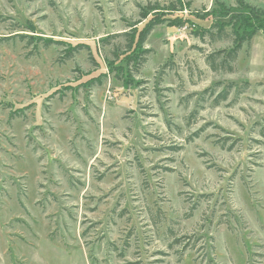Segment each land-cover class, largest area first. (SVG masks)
<instances>
[{"label":"rangeland","instance_id":"374dc122","mask_svg":"<svg viewBox=\"0 0 264 264\" xmlns=\"http://www.w3.org/2000/svg\"><path fill=\"white\" fill-rule=\"evenodd\" d=\"M217 1L0 0V264H264V31L212 71Z\"/></svg>","mask_w":264,"mask_h":264},{"label":"trees","instance_id":"16d2710c","mask_svg":"<svg viewBox=\"0 0 264 264\" xmlns=\"http://www.w3.org/2000/svg\"><path fill=\"white\" fill-rule=\"evenodd\" d=\"M178 3L179 6L170 3V6L161 8L157 3H149L142 7V11L145 10V13L141 12L142 19L146 18L150 12L157 14L159 9L163 10V13L183 10L181 1ZM212 12L219 18L213 19L209 27L203 26L193 29V35L201 40L207 37L211 41L230 38L231 45L228 48L207 53L205 62L214 72H233L234 63L242 46L249 44L258 32L264 31V8L250 4L245 0H236L235 6H226L223 1H217ZM168 20H170L169 17L161 15L159 19L147 21L142 27H138L141 21L131 23L128 25L127 30L111 34L101 40L102 43L108 44L112 38H123L124 45L121 48L117 47L112 50L113 62L117 60L123 64L119 66L120 74L130 75V69L133 72L139 71L151 52V49L144 47L147 37L155 26ZM227 29H230V31H227ZM111 64L114 63L109 62L108 65L111 67ZM226 97L227 93H224L222 99ZM124 264H137V261Z\"/></svg>","mask_w":264,"mask_h":264},{"label":"crops","instance_id":"0c3cea01","mask_svg":"<svg viewBox=\"0 0 264 264\" xmlns=\"http://www.w3.org/2000/svg\"><path fill=\"white\" fill-rule=\"evenodd\" d=\"M264 2V1H263ZM263 5H264V3H263ZM263 8H264V6H263Z\"/></svg>","mask_w":264,"mask_h":264}]
</instances>
